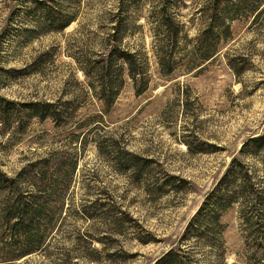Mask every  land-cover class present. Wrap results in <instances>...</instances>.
Masks as SVG:
<instances>
[{
  "label": "rangeland",
  "instance_id": "1",
  "mask_svg": "<svg viewBox=\"0 0 264 264\" xmlns=\"http://www.w3.org/2000/svg\"><path fill=\"white\" fill-rule=\"evenodd\" d=\"M34 1L40 5L0 0V97L66 112L57 123L27 120L16 106L0 123V171L21 174L19 189L28 193L24 170L75 169L55 191L40 187L55 214L39 249L13 258L0 225V264H154L171 249L192 252L197 264H264L262 243L240 216L244 202L222 214L219 250L182 239L234 159L264 188L262 153L242 154L264 135V15L254 20L248 11L258 0L224 22L216 0ZM44 6L56 11L54 22L43 21ZM164 16L172 26L163 27ZM66 17L69 25L52 31ZM206 27L219 33L208 49ZM118 40L136 56L137 81L118 61L122 85L106 112L94 71L109 64ZM10 70L22 74L9 77ZM109 73L114 79L113 67ZM134 157L143 165L138 174L125 170ZM16 193L0 188V215Z\"/></svg>",
  "mask_w": 264,
  "mask_h": 264
},
{
  "label": "trees",
  "instance_id": "2",
  "mask_svg": "<svg viewBox=\"0 0 264 264\" xmlns=\"http://www.w3.org/2000/svg\"><path fill=\"white\" fill-rule=\"evenodd\" d=\"M33 2H35L33 0ZM224 4L222 9L219 1L216 0L213 5V11L221 12L222 21H229L232 16L240 12L243 6H246V0H223ZM36 5H40L35 2ZM264 0H258V2L251 7V14H254V20H258L260 16L264 15ZM263 7V8H262ZM44 9L43 21L54 22V15L56 11L49 9L48 7H42ZM212 9V8H211ZM220 14V13H219ZM163 18V27L172 26L171 19ZM72 17H66L61 20L57 27H53L52 31H61L65 29L71 22ZM121 28V24H120ZM227 30V29H225ZM218 31V30H217ZM219 33H214L212 28L206 27L204 30V47L212 48L213 44L216 43V39ZM121 41L118 40L115 46L110 51L108 56L109 64L106 66L107 69L113 67L114 79L108 78L110 75L109 71H105V66L99 65L95 69V73L99 75V96L102 99L106 112L109 110L113 99L117 95V91L122 85L120 81V75L122 73L121 68L117 66V62L124 63L127 66V72L129 78L134 82L135 85V70L139 67L137 64L136 56L128 53L125 50L119 48ZM206 57V56H203ZM105 72V75H100ZM9 77L17 76L22 72L10 70L5 72ZM109 74V75H108ZM92 89L94 85L92 84ZM143 89L137 90V93L142 92ZM20 107L19 112H23L27 120L37 118L41 121L51 119L56 123L62 118L63 112H66V107L57 103L49 102H30V103H16L13 101L6 100L0 97V123L5 125L8 124L12 110L15 107ZM103 108V109H104ZM18 112H16L17 114ZM201 151H204L201 149ZM199 151V152H201ZM259 152L262 153L261 165L262 174L264 175V135L257 136L249 139L244 145L242 154L243 155H257ZM125 170L132 169L134 173H139L143 169L141 161L138 157L130 158ZM46 164L45 162H43ZM35 167V166H34ZM75 165H70L64 172L60 173V169L55 170L50 176L47 175L46 170L37 171L32 168L30 171H23L24 180H28L33 183V187L37 188L38 192L34 194L32 191L24 192L19 189V180L21 174L14 177L8 178L5 174L0 171V188L10 187L17 191L11 197H7L4 202L3 209L1 211L0 225L6 227L9 232V238L13 245H15V255L13 258L21 259L34 250L39 249L44 241L46 232L53 227V217L55 212L53 210L46 209L49 204L47 200H50V195L46 192L41 195L40 187L46 186L47 190H50L53 186L54 191L59 186L57 181L69 180V176L73 173ZM249 169L246 165L234 159L229 169L219 180L218 184L211 190V192L205 197L203 203L198 209L195 216L187 225V228L182 239L194 238L196 243L202 245H208L214 247L216 250L220 249L219 233L222 231L220 224V218L223 213L229 210L234 204L244 202L245 210L243 207L240 210L241 219L244 221L250 236L254 237V240L261 241V249L264 251V188L262 182L257 178H253ZM22 172V173H23ZM69 173V174H68ZM69 175V176H68ZM65 180V181H66ZM27 193V194H26ZM47 198V199H46ZM62 203V202H61ZM61 203H56L55 207H61ZM50 206V205H49ZM55 208V209H56ZM247 209V210H246ZM47 210L49 212L47 213ZM4 231L0 229V236ZM154 264H197L196 258L192 252H186L181 249H171L165 252Z\"/></svg>",
  "mask_w": 264,
  "mask_h": 264
}]
</instances>
